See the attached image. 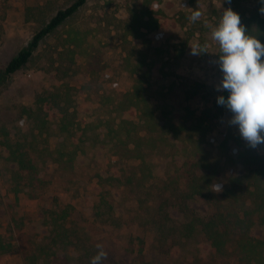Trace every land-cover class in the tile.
I'll return each instance as SVG.
<instances>
[{"label":"rangeland","instance_id":"1","mask_svg":"<svg viewBox=\"0 0 264 264\" xmlns=\"http://www.w3.org/2000/svg\"><path fill=\"white\" fill-rule=\"evenodd\" d=\"M68 1L0 0V69L39 28L41 20ZM180 3L186 7L177 12ZM223 3L224 0H159L158 7L166 10L170 19V32L149 35L150 47H147L140 40L123 41L117 35L121 31L116 34L109 31L107 35L103 29L100 10L112 11L116 18L125 19L127 10L137 6L135 0H88L70 24L46 37L26 66L9 78L0 91V264H24L21 249L39 253L40 246L46 250V255L41 253L40 257L48 259L54 253L66 257L67 264H77L74 259L84 249L89 248L95 257L100 250L97 245L107 254L101 264H135L136 250L140 247L138 238L144 241L143 254L151 264H237L232 256L207 255L205 250H199L198 236L186 239L174 233L159 241L165 235L155 234L152 228L141 233L138 218L148 217L150 210L144 205L138 208L134 200L121 204L111 201L115 193L101 180L114 160L104 127L107 120L118 122L119 113L111 102L131 90L138 74L135 70H145V64L152 61L163 68L158 71L163 73L153 75L152 71H146L143 80L142 95L151 112V121L161 126L169 137L165 130L170 123L188 127L205 119L207 129L203 140L216 161L218 179L213 188L219 193L223 170L227 160L235 156L233 149H237V141L248 146L238 127L229 124L232 114L227 109L218 118H211L208 112L213 110L211 100L219 92L216 86L222 78L215 63L218 47L210 39V29L218 23ZM196 10L202 16L191 22L189 17ZM69 27L84 31L85 51L75 58L67 75L56 80L50 63L62 65L63 70L69 65L56 54ZM195 45H207V52L192 55L191 47ZM185 80L204 85L205 93L197 95L207 99L196 100L197 95L191 94ZM43 92L57 93L70 106L76 129L73 138L58 130L56 120L48 119L38 129L27 118V111L35 107V95ZM140 116L137 113L129 117L143 125ZM5 138L32 143L37 149L32 153L36 167L48 175H56L57 170L44 158L46 149L55 151L76 143L77 176L69 183L53 176L42 198H30L14 163L8 159L3 145ZM172 142L178 148L166 147L149 154L148 165L156 177L169 174L182 160L183 144ZM255 150L264 153V144ZM193 208L199 217L206 216L207 210L201 202L193 203Z\"/></svg>","mask_w":264,"mask_h":264},{"label":"trees","instance_id":"2","mask_svg":"<svg viewBox=\"0 0 264 264\" xmlns=\"http://www.w3.org/2000/svg\"><path fill=\"white\" fill-rule=\"evenodd\" d=\"M87 1L69 0L46 20H41L39 28L0 69V91L13 74L26 66L39 44L70 24ZM136 4L137 6L127 10L128 16L125 19L116 18L112 11L107 13L100 10L104 19L103 29L107 35L109 31L113 34L121 31L117 35L123 41H127V38L131 41L140 40L150 47L149 35L158 31L163 35L169 33L170 19L166 10L158 7L159 0H135ZM261 6L260 0H231L230 5L224 0L219 19L223 10L231 7L241 16L242 23L250 34L258 36L261 43H264V15L258 11ZM185 7L182 3L178 4L177 12ZM65 33L66 37L60 42V50H56V54L59 60L66 61L69 65L63 70L62 65L54 66L53 62L50 63L56 80L65 77L66 71L76 62L75 58L85 51L84 31L69 27ZM149 63L145 64V70H135L138 74L133 79L131 90L122 94L116 102H111L113 109L119 113L118 122L110 119L104 124L114 160L101 180L115 193V196H111V201L121 204L134 200L138 208L142 205L147 207L150 215L144 219L138 218V229L144 234L152 228L155 234L165 235L159 237V241L174 233L186 239L198 236V249L205 250L207 255L232 256L237 264H264V153L259 154L255 149L237 141L239 154L227 160L221 177L223 186L219 193H215L213 184L217 181L218 174L216 161L203 140L207 129L205 119L188 127L170 123L165 130L169 137L164 135L163 128L151 121V112L142 95L143 80L148 73L146 71H152L153 75L163 73L158 72L163 71L161 66L152 61V64ZM185 81L193 96L205 93L204 85L192 80ZM220 95L226 97L227 92L219 91L212 98L213 110H208L211 118L220 117L226 109L217 103ZM195 99L201 101L207 98L197 95ZM34 106L26 113L34 128L40 129L48 119H53L57 121L61 133L74 137L76 129L73 113L57 93L43 92L35 95ZM137 113L142 115L143 125L135 123L129 117L130 114ZM3 135L6 137V134ZM172 140L183 144L182 160L169 174L156 177L148 165L149 154L161 152L166 147L178 148ZM3 145L8 159L15 165L22 185L29 190L30 198H42L50 186L49 178L53 176L64 178L68 183L77 176L75 158L78 147L74 142L55 151L46 149L47 157L44 158L55 165L56 175L38 171L32 157L37 149L32 143L12 142L5 138ZM195 202L204 204L206 216L199 217L196 214L193 208ZM254 231L260 232L259 235L253 234ZM138 241L140 247L136 250L134 263L151 264L143 254L144 241L139 238ZM41 253H46L43 246H40L39 253L28 248L21 249L24 264L69 262L66 257H59L54 253L45 259L40 257ZM93 257V252L87 248L74 260L78 261L77 264H89Z\"/></svg>","mask_w":264,"mask_h":264},{"label":"clouds","instance_id":"3","mask_svg":"<svg viewBox=\"0 0 264 264\" xmlns=\"http://www.w3.org/2000/svg\"><path fill=\"white\" fill-rule=\"evenodd\" d=\"M229 5L231 0H225ZM260 14L264 15V0H260ZM202 13L193 11L191 22L198 21ZM210 39L218 46V59L215 61L222 78L216 86L220 95L217 103L232 115L229 124L238 127L240 137L255 149L264 144V43L242 23L241 16L231 7L223 10L215 26L210 29ZM192 55L207 52V45L191 47ZM239 149H233L238 155ZM219 191V185L215 186ZM91 264H101L107 254L101 245Z\"/></svg>","mask_w":264,"mask_h":264}]
</instances>
